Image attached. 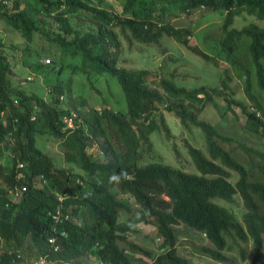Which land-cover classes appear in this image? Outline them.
Segmentation results:
<instances>
[{
    "label": "trees",
    "instance_id": "trees-1",
    "mask_svg": "<svg viewBox=\"0 0 264 264\" xmlns=\"http://www.w3.org/2000/svg\"><path fill=\"white\" fill-rule=\"evenodd\" d=\"M119 1L120 15L90 0H11L9 7L0 0V19L19 30L27 43L34 35L45 34L49 48L80 59L73 70L115 76L125 100L124 111L105 105L86 109L85 99L79 106L64 105V95L73 99L71 79L52 84L48 101L13 87L14 70L0 38V154L3 148L10 153L6 162H0V264H34V254L45 256V264H84L83 256H93L101 264H135L143 262L141 255L152 259L151 264H205L178 252L179 224L205 234L212 245L202 251L215 262L232 260L227 253L233 242L245 260L242 244L251 242L249 264H264V151L198 118L212 99L210 93L219 95L224 89L227 110L235 114L232 105L238 106L245 127L264 139V105L254 92L257 87L264 93V0ZM215 10L224 13L216 57L188 46L190 30L170 22L179 12L191 16ZM77 11L91 20L84 30L68 18ZM51 13L58 31L49 35L40 22ZM246 15L243 26L236 27L235 22H243ZM164 34L215 65L223 59L237 68L252 108L235 100L226 70L215 88L188 89L177 85L173 75L161 78L154 88L147 69L117 66L120 36L152 43ZM244 47L250 66L238 59ZM160 105L183 126L192 124L202 131L208 156L185 143L198 173L151 155L152 131L162 129L170 138L162 114L156 119ZM64 117L73 125L68 126ZM37 135H49L59 143L66 166H56L53 157L36 145ZM93 146L99 150L95 157L88 150ZM144 152L155 160L141 165ZM14 187L25 190L13 201ZM237 195L245 207L241 220L231 206ZM57 209L70 218L54 222L49 213ZM141 220L151 222L158 232L156 251L131 239ZM51 236L57 250L48 242Z\"/></svg>",
    "mask_w": 264,
    "mask_h": 264
},
{
    "label": "rangeland",
    "instance_id": "rangeland-1",
    "mask_svg": "<svg viewBox=\"0 0 264 264\" xmlns=\"http://www.w3.org/2000/svg\"><path fill=\"white\" fill-rule=\"evenodd\" d=\"M90 1L114 14H121L119 0ZM85 14L83 11H77L72 15H68V18L72 25L80 30H84L91 23L90 18ZM223 14L221 10H215L207 14L199 11L191 16H186L184 13L179 12L177 17L171 18L170 22L175 27H185L190 30L188 46H195L199 52H206L210 56L216 57L219 51L218 48L220 47L219 39L222 33ZM43 17L45 19L40 22V26L44 32H47L49 35L55 34L58 31V23L55 20L54 14L51 13ZM245 18L243 22L236 21L234 25L242 27L249 17L246 15ZM262 24L264 25V23ZM0 38L4 43L2 49L7 54L14 70L11 77V86L22 88L27 93H36L48 101L49 88L52 84L57 80L66 82L71 79V97L73 99L70 101L67 95H64L62 98L65 103L64 105L67 103V106H70L74 103L76 106H79L80 101L85 99L84 108L86 109L105 105L113 110L124 111L125 100L123 92L115 76H111L107 72L97 74L94 71H90L88 74L80 69L73 70L72 67L78 64L80 59L77 57L72 58L70 55L64 56L58 49L51 46L49 48L45 34H36L33 41L27 43L19 30H16L11 25H7L4 19H0ZM129 39L127 40L126 37L120 36L121 53L117 66L133 70L147 69L149 71L147 79L152 87L156 88V82L161 78L173 75V80L177 85L188 89L201 87L215 88V86L220 84V78L225 76L224 70H226V75L231 77L227 81L230 87L229 91L232 92L235 100L243 101L250 109L252 108L245 94L244 82L239 74V70L227 61L219 59L215 65L205 57L199 55V53L193 52L187 45L167 34L162 35L157 42L152 43H141L132 37ZM27 53L30 54L29 57L26 56L28 55ZM44 56H47L49 59L55 58L56 60L54 63L51 62L49 65H44L47 59ZM238 59L244 62L245 65L250 66L245 47L238 54ZM39 64L43 66L37 67ZM159 90L161 92V89ZM254 92L264 105V93L257 89V87H254ZM210 94L212 95V99L210 102L204 104L198 118L210 122L222 134L231 135L253 149L264 151V139L245 127V116L242 114L241 109L233 104L232 108L235 114L227 110L224 101V97L226 96L224 89H220L219 95ZM203 98L204 96L202 95L200 99ZM155 114L156 119H158L160 114L164 117L170 131V138L165 136L162 129L152 131L149 135L150 143L152 144L151 155L164 164L192 173H198L195 166H193L185 143L189 142L193 146L200 148L208 156L205 138L200 128L192 124L188 127L183 126L180 120L173 113L167 111L163 105H160L159 110ZM36 145L53 157L56 166H66L62 158V149L59 143L52 139V137L49 135H37ZM174 148L177 152H175ZM88 150L94 157L99 153L96 146L90 147ZM9 154V150L3 148L0 154V162H6ZM151 155L146 152L142 153V160L139 163L142 165L155 160ZM36 184L39 187L41 186L40 182ZM124 199L127 202H133L131 198ZM216 201L218 200L216 199ZM231 206L232 210L238 214V219L241 220L245 207L238 195L234 198ZM135 227L138 228V231L131 236V239L156 251L159 235L153 224L151 222L145 223L141 220L139 223H135ZM177 229L179 231L177 249L184 256L191 257L193 260L205 264L250 263L253 253L251 242L242 244L246 251L247 258L245 260H241L238 255V246L233 242L231 250H228L227 253L232 260L220 263L215 262L202 251L203 246L212 245L204 233L190 229L183 224L177 225ZM119 243L120 246H125L123 242ZM135 255L140 257V253H136ZM141 256L140 258H143V262L138 263L135 261V264H151L152 259L143 255ZM37 257L38 255L34 254L33 260ZM82 260L84 264H101L93 256H83Z\"/></svg>",
    "mask_w": 264,
    "mask_h": 264
},
{
    "label": "built area",
    "instance_id": "built-area-1",
    "mask_svg": "<svg viewBox=\"0 0 264 264\" xmlns=\"http://www.w3.org/2000/svg\"><path fill=\"white\" fill-rule=\"evenodd\" d=\"M2 4L6 7H9L11 5V0H1ZM45 63L46 64H49L51 63L50 59H46L45 60ZM63 121L67 123L68 126H72V119L71 118H68V117H64L63 118ZM25 190L24 187H14V189L11 191V199L14 201V200H18L22 194V192ZM58 199L59 201H61L63 199V197L61 195H58ZM50 216L52 217V219L54 220V222H59L61 221V218L63 217V219H69L70 216L68 213H65L62 215L61 213V210L60 209H57L54 213L53 212H50L49 213ZM48 242L50 243V245L52 247H54L55 250L58 249V244H56L55 242V237L51 236L48 238ZM34 264H45L46 263V257L45 256H38L34 262Z\"/></svg>",
    "mask_w": 264,
    "mask_h": 264
},
{
    "label": "water",
    "instance_id": "water-1",
    "mask_svg": "<svg viewBox=\"0 0 264 264\" xmlns=\"http://www.w3.org/2000/svg\"><path fill=\"white\" fill-rule=\"evenodd\" d=\"M55 60H56V59H55V58H53V59H52V63H54V61H55ZM59 71H60V70H59Z\"/></svg>",
    "mask_w": 264,
    "mask_h": 264
}]
</instances>
